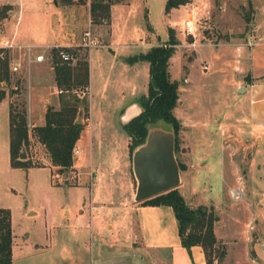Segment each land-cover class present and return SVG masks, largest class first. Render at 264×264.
Returning <instances> with one entry per match:
<instances>
[{
	"label": "rangeland",
	"instance_id": "rangeland-1",
	"mask_svg": "<svg viewBox=\"0 0 264 264\" xmlns=\"http://www.w3.org/2000/svg\"><path fill=\"white\" fill-rule=\"evenodd\" d=\"M6 1L19 8L16 20L14 5L7 16L0 18V45L5 40L11 43L5 48L9 64L12 61L19 64L16 70H11L8 64L9 80L0 82V88L4 90V99L0 100V204L11 211L14 253L20 249L17 245L28 237L47 244L46 248L41 246L37 254L24 257L26 261L39 264L78 261L80 264L121 261L171 264L169 249L159 253L143 247L134 221L131 229L135 234L129 246L118 242L128 237L126 228L110 230L106 227L105 219L111 223V220L122 218L121 207L130 202L135 189L131 168V153L135 147L128 149L129 138L120 122L119 111L134 94L139 100L146 88L138 87L137 92L131 94L129 79L122 73L117 85H105L103 80L107 72L102 70L104 66L96 56V53L107 51V46H101L103 36L96 37L98 45L87 49L91 65L89 118L92 124L90 136L80 132L85 139L81 149L84 165L78 167L83 169L71 166L65 171L57 170L51 166L44 146L32 138L25 148L22 147L25 155L17 156L19 159L28 157L31 166L24 168L9 163L8 104L23 101L26 108L29 102L32 121L42 120V95L28 83L35 64L30 58L41 52L44 59L40 63L45 67L52 65L49 45L53 43L34 47L30 53L23 44L36 45L50 40L51 29L61 35L69 31V36L62 37L61 41L73 43L69 46L78 56L84 46L74 43L81 31L89 26L92 33L97 34L100 25L90 22L87 6L79 0H55L54 5L53 0H0ZM164 1L122 0L111 7L109 42L119 55L117 66L120 67L123 58L129 63L127 56L144 50L145 47H141L144 33H150L149 42L166 44L167 28H173L176 43L168 71L170 78L178 82V99L173 113L181 124L173 153L176 161L185 164V168L179 170L181 177L176 187L192 207L208 202L214 204L217 216L214 233L219 249L223 248V254L213 260L214 264H262L256 250L264 241V204H261L264 199L259 202L264 184L247 181L240 191L242 197L230 194L228 185L234 175L231 169L223 170L219 137L221 134L222 140H226L224 143H230L231 165L235 171L244 172L250 152L245 148L247 140L240 121L244 112H236L238 100L232 93L233 87L224 80L231 63L238 58L234 48L251 36L255 38L257 33L264 36V0H185L168 12L164 11ZM187 17H191L194 25L190 34H186L183 27ZM146 25L153 29L148 31ZM107 28L102 25L101 31L105 35ZM12 30L17 41L9 38ZM79 88L76 93L85 97L88 105V93L80 92ZM241 91L237 90V94ZM52 98L53 95L46 105L57 102ZM85 113L88 116L87 111ZM81 115L80 112L77 120L83 119ZM229 122L233 124L229 125ZM32 123L27 121L28 128ZM151 127L173 136L170 125L162 120L149 124L147 130ZM203 134L205 142H201ZM201 143L206 148L205 163L208 166L192 167L193 161L202 158L195 153ZM74 155L73 164L77 160ZM89 167L98 172L97 179L86 173ZM92 204L100 206L93 209ZM27 209L34 213L27 214ZM190 255L193 264H201V256L195 253L193 258L191 251ZM17 261L15 258L14 263Z\"/></svg>",
	"mask_w": 264,
	"mask_h": 264
},
{
	"label": "trees",
	"instance_id": "trees-1",
	"mask_svg": "<svg viewBox=\"0 0 264 264\" xmlns=\"http://www.w3.org/2000/svg\"><path fill=\"white\" fill-rule=\"evenodd\" d=\"M84 2L85 0H79ZM122 0H88L89 20L92 24L102 21L107 22L109 7L112 2ZM185 0H165L164 11L183 3ZM11 5L0 4V18L8 15ZM146 18V14H144ZM149 28V25H146ZM166 44L150 45L145 51L126 57L128 62L146 60L148 63V77L145 94L137 100L140 111L122 123L123 130L128 135V149L136 147L143 142L149 124L162 120L168 123L174 136V146L177 143V133L181 126L179 119L173 113V108L178 99V82L170 78L168 65L173 52L176 38L172 27L167 28ZM66 48L75 54L71 62L60 61L57 49ZM81 55L71 47L51 46V64L54 83L57 89V105L48 104L43 112V122L28 128L26 108L23 101L8 104V156L9 163L13 166H31L27 158H17L22 147L28 145L30 138L44 146L51 166L59 171H65L73 165L72 148L79 137L86 116L87 99L79 97L77 88L86 87L88 82L87 48ZM9 55L6 49L0 48V82L9 80ZM79 88V89H80ZM4 90L0 88V99ZM81 110V111H80ZM179 169H184L185 164L177 161ZM143 204H165L173 211L176 221V232L179 243L187 251L191 263L190 246L198 245L201 248L204 264H214L213 260L223 254L219 249L218 239L213 231V224L217 216L212 205L190 206L178 191L172 187L164 192L139 200ZM12 233L10 226V210L0 206V264H11Z\"/></svg>",
	"mask_w": 264,
	"mask_h": 264
},
{
	"label": "crops",
	"instance_id": "crops-1",
	"mask_svg": "<svg viewBox=\"0 0 264 264\" xmlns=\"http://www.w3.org/2000/svg\"><path fill=\"white\" fill-rule=\"evenodd\" d=\"M55 0H53V5ZM121 1H115L110 4L109 7V16L106 24L97 23L93 25H100V29L98 27L97 34H94L95 37L97 36H103V43L102 45L107 46V51H103L100 53H96L97 60H100V64L104 66L102 70H105L107 72V75L105 76L103 82L107 86L110 84L112 87L117 85L120 81V74H125V77L129 79L130 82V93L134 94V92H137L138 87L140 89L146 88V82L148 77V63L146 60H135L133 62L127 63L124 61V58L120 60V67L117 66V63H119L116 59V57H119L115 53V51L111 48L110 42H109V35H110V22H111V7L116 3ZM2 3H9L10 5H14L16 7L15 3H11L10 1L6 2H0ZM127 3V1H126ZM84 4L87 6V16L88 13V0L84 1ZM18 7V6H17ZM16 7V15L14 16L15 20L18 17V9ZM59 7V6H57ZM56 9V7L54 6ZM72 9V5L69 6V10ZM50 13V10H49ZM14 20V23H15ZM146 21L147 17H146ZM88 24V23H87ZM48 27L49 24L47 23ZM102 25H107L108 32L105 35V32L103 33ZM151 26V25H150ZM84 28V25L83 27ZM150 31L153 29L152 27L148 28ZM50 30V29H49ZM105 31V30H104ZM50 40H45V42L37 43L36 45L44 46L47 44H69L68 42L61 41L62 37L67 38L70 34L69 31H66L63 33V35L59 34L57 30H50ZM102 33V34H101ZM150 33H144L143 42L141 47H145L144 50H140L138 52L145 51L150 45H153V43L149 42L150 40ZM16 33L11 31L9 38L16 40ZM17 41V40H16ZM21 43V41H18ZM45 43V44H44ZM234 49H236V54L238 58L236 61H233V64L231 66V69L228 68L227 74H225V82L228 83L230 86L233 87L232 93L236 95V98L238 100L236 112H244V115L240 117L241 125L243 126V132L245 133V139L247 140V143L245 145V148L250 149L249 156L246 161V165L244 169V172H241L240 174L235 171V167L231 165V157H232V151L230 150V143H224L226 140H222V136L220 134V144L219 148L222 154V158L224 161H222V167L223 170L231 169L232 175H234V179L232 182H229V190L230 194L235 193V195H238L239 197H242L240 194L241 188L245 185V182L252 181V182H258L259 184H264V36H261L257 33L255 38L251 36V39L248 38V40L242 44H239ZM136 52V53H138ZM107 54V55H104ZM236 56V57H237ZM89 57V56H88ZM87 57V65H88V82H87V92L88 93V107H87V113H88V120L83 125L81 131H83L84 135L85 133L87 136H90L91 134V122L89 118V93L91 90L90 85V76H91V65L89 62V58ZM117 62V63H116ZM34 73L30 76L29 84L33 85L36 89H38V94L42 95V101H41V114L43 115L46 102L52 97L56 101V93L57 89L54 83L53 78V70L50 66L45 67L43 64L40 63V61H35V64L33 65ZM117 69V70H114ZM48 89L46 92L45 90ZM237 90H242L240 93L237 94ZM49 96V97H48ZM130 99L121 109H120V122L124 123L129 118H131L133 115L137 114L140 111V106L137 102V99L135 97ZM52 98V99H53ZM1 99H4L3 97ZM0 99V100H1ZM51 99V100H52ZM54 102V101H53ZM55 106L57 105V102L53 103ZM8 113V112H7ZM8 115V114H7ZM224 116V115H223ZM235 117V116H234ZM26 119L29 124H31L32 121V114H31V104L27 102L26 106ZM237 119V118H236ZM42 120H36L32 123V125L42 123ZM225 124V123H224ZM233 122H229V125H232ZM80 131V132H81ZM88 132V133H87ZM205 134L201 135V142H205L206 137ZM83 135L79 134V137L75 141V146L78 147V152L74 155V158H77L75 160V163L72 166H75L79 169L83 166V158L84 154H82V142L84 141ZM80 151V152H79ZM195 153L199 155L201 159H198L197 161H193L192 167H207L208 164H206L205 159L206 157V148L201 145L198 146V148L195 150ZM233 167V168H232ZM83 169V168H82ZM241 169V170H243ZM183 170V169H179ZM85 171V169L83 170ZM82 172V170L80 171ZM86 173H91L95 176L97 179L98 172L91 167L86 171ZM179 176V181H180ZM78 185V184H77ZM96 185V184H95ZM94 185V187H95ZM227 186V187H228ZM178 189V188H177ZM95 190V189H94ZM93 190V191H94ZM261 196L259 198V202L264 199V186L261 187ZM179 191V190H178ZM180 192V191H179ZM181 194V192H180ZM133 195V192H132ZM182 195V194H181ZM183 196V195H182ZM232 196V195H231ZM234 197V196H233ZM184 198V197H183ZM95 204V203H94ZM90 205V207L99 208L98 205ZM97 204V203H96ZM264 204V203H261ZM206 205H212L211 202H208ZM0 206L8 207L5 205L0 204ZM117 207V206H114ZM9 208V207H8ZM10 210V209H9ZM81 211V209H79ZM122 215L121 219H114L111 220L112 222L108 221V219H105L106 221V227H109L110 230L116 227H124L126 228V231L129 233L128 237H125L124 239H119V243H124L126 246H129L132 243L133 235L135 234L133 230L131 229V223L132 221L136 224V230L138 237L143 245L144 248L155 250L159 253H161V250L169 249L170 250V258H171V264H192L191 259L185 250L183 246L180 245L178 235L176 232V221L174 218L173 211L169 205L165 204H143L139 201L133 200V197L131 198L130 202L123 205L121 207ZM27 214L34 213V210L27 209ZM217 221H214L213 224V231H214V225ZM121 223V224H120ZM10 226H11V233H12V244H11V264L14 263V259H18L17 264H39L34 263L30 261L24 260V257L31 256L33 254H37L40 251L41 246H47V244L36 242L35 240H30L28 237L24 241H21L20 244L17 245L19 251L15 254L14 253V247L16 246L14 244V233L11 225V211H10ZM215 234V233H214ZM97 237H101L99 233H96ZM16 247V248H17ZM190 251L192 254V257L195 258L194 254L196 253L199 256L202 257L201 264H204V259L200 246L198 245H192L190 246ZM256 255L258 256L259 260L262 264H264V241L259 243V250H256ZM81 262H72V263H62V264H80ZM61 264V263H60ZM96 264V263H95ZM101 264V263H99ZM112 264H141L138 263H131V261H121L116 262Z\"/></svg>",
	"mask_w": 264,
	"mask_h": 264
},
{
	"label": "water",
	"instance_id": "water-1",
	"mask_svg": "<svg viewBox=\"0 0 264 264\" xmlns=\"http://www.w3.org/2000/svg\"><path fill=\"white\" fill-rule=\"evenodd\" d=\"M173 140L170 132L151 127L147 130L143 142L132 150L134 200L139 201L164 192L178 184L179 167L173 153ZM24 155V149L21 148L18 157Z\"/></svg>",
	"mask_w": 264,
	"mask_h": 264
},
{
	"label": "built area",
	"instance_id": "built-area-1",
	"mask_svg": "<svg viewBox=\"0 0 264 264\" xmlns=\"http://www.w3.org/2000/svg\"><path fill=\"white\" fill-rule=\"evenodd\" d=\"M183 27H184L186 34H190L193 32L194 25L192 23L191 17H187L183 20ZM71 44H73V43L64 44V45L52 44L49 46L51 47V46H60L61 45V46L70 47L69 45H71ZM74 44H80V45H82L88 49L92 46L98 45L99 43H98L96 37L94 36V34L92 33L90 27L87 26L85 29H83L81 31L79 38H78V41L75 42ZM11 45H12L11 43H9L5 40L4 43H2V45H0V48L5 49L6 47L11 46ZM23 46H25L27 52L30 53L34 47H38L39 45L23 44ZM56 53H57V57L60 61L71 62L74 59L73 53L66 48H58ZM43 59H44V56L41 52L35 53L32 56V58H30V60H32V61H42ZM18 65H19L18 63H16L15 61H12L11 64H9V68L11 70H16L18 68ZM51 67H52V65H51ZM79 91L80 92H87V88L82 87L79 89ZM82 120H83V122L87 121L88 116L87 115L84 116ZM72 152H73V154H76L78 152V147L74 145V147L72 148ZM234 195H235V193H234Z\"/></svg>",
	"mask_w": 264,
	"mask_h": 264
}]
</instances>
